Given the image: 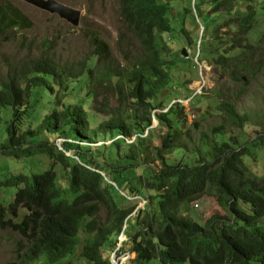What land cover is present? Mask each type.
<instances>
[{"label":"trees","instance_id":"trees-1","mask_svg":"<svg viewBox=\"0 0 264 264\" xmlns=\"http://www.w3.org/2000/svg\"><path fill=\"white\" fill-rule=\"evenodd\" d=\"M205 1H177L176 8L175 0H119L120 15L140 43L135 50L123 42L114 51L94 35L89 50L70 66L46 55L23 60L0 78V229L24 239L13 264H65L73 256L113 264L115 255L127 252L134 255L127 264H264V176L255 173L262 153L252 151H264V132L255 142L244 140L241 132L251 120L227 102L220 111L238 135L228 136L226 125L198 138L186 130L184 106L173 98L187 84L179 74L188 59L176 38H167L182 33L187 45L199 47L198 58L206 53L233 72L253 71L233 52L263 47L264 33L257 44L244 45L240 35L253 34L264 2L258 10L249 0L242 12L244 0H211L208 14ZM186 12L194 23L198 19L194 32L181 18ZM223 15L237 33L217 55L205 41L207 32L199 31ZM31 26L18 6L0 0V36ZM101 93L98 113L107 111L108 119L91 126L89 106ZM147 131L149 140L143 138ZM57 139H64L61 148ZM36 156L49 163L34 161L27 168ZM204 196L225 214L198 221L194 203ZM125 225L128 241L120 253Z\"/></svg>","mask_w":264,"mask_h":264},{"label":"rangeland","instance_id":"rangeland-1","mask_svg":"<svg viewBox=\"0 0 264 264\" xmlns=\"http://www.w3.org/2000/svg\"><path fill=\"white\" fill-rule=\"evenodd\" d=\"M9 1L18 6L28 16L32 26L25 30H13L5 37L0 36V78L7 75L21 61L43 57V55H47V57L62 65L70 66L85 51L89 50L90 36L94 35L110 42L114 51H116V46L120 50L123 42L131 43L133 50L140 46L135 36L130 35V30L120 15L119 0H57L81 10L79 18L81 20L75 25L60 18L57 14H51L24 0ZM175 1L173 5L176 8L177 1L184 6H189L188 0ZM210 2L211 0L204 2L208 14L213 12ZM263 2L264 0H255L258 10L261 9L259 4ZM248 4L249 0H244L239 9L245 12ZM222 12H225V9ZM221 17L222 19H219L208 30L200 29L199 31L200 35L207 32L205 41L213 44L210 49L217 55L221 46L226 44V39L237 33L235 27H228V16L223 15ZM181 18L184 19L188 31L194 32L195 24H199L198 19H195L194 23L191 15H188L187 12ZM255 23L256 27L252 35H240L244 45L252 41L257 44V41L262 37L264 33V16H260ZM256 31L263 32L257 35ZM217 32L218 35L216 34ZM170 36L172 39L168 40L169 43L170 41L174 42V35L171 34ZM185 37L182 33L181 36H175L179 51L186 50L188 53V56H186L188 62L184 64L186 70L181 71L179 74V81L187 84L185 88H178L176 97L173 98L174 103L179 102L184 106L181 114L188 120L184 125L185 129H190L191 133L198 138L199 133L209 132L214 127L226 125L228 127V132H226L228 136L238 135L239 131L229 127L226 122L228 118L224 112L220 111V105L223 102H227L234 105L241 116L247 115L250 118V124L241 133L244 134V140L248 139L251 140V143L255 142L256 134L264 132V44L261 45L263 47L260 49H244L243 52L235 50L233 52L234 58L241 57L244 63L251 62L254 70L245 69L241 72H233L231 67H224L211 57L206 58V53H203L204 60H202V56L197 59L198 53H200L199 47L191 46L193 43L190 46L187 45L188 38ZM167 38H169V35ZM202 47L204 49V45ZM123 59V56L119 54L118 60L123 61ZM234 75L240 77L241 80H233ZM201 96H204V98L199 101ZM103 98L101 93L98 95L97 101L89 106L91 126L108 119L105 114L107 111L98 113ZM194 98L196 100L193 101ZM94 106H97V108H94ZM157 125L158 121L155 120L154 127H157ZM160 135V132L154 135L156 143L160 142ZM147 136L148 134L144 135L143 138ZM147 138L149 140L150 137ZM135 140L136 138L131 140V142ZM63 141V139H57L55 142L61 148V142ZM114 141L116 140L112 142ZM112 142H101L96 144V146H105ZM258 147H252L253 152L259 151L262 153L259 156V168L255 169V173L258 175L257 177H263L264 151L258 150ZM34 161L49 163L45 157L36 156L27 160L26 167L30 168L37 163ZM144 204L145 201H141L138 207H142ZM215 214L224 215L225 213L213 197L204 196L194 203L193 215L201 223H204ZM100 217L101 220L105 218L104 209L101 211ZM23 242L24 239L18 232L0 229V264H13L16 248ZM133 258L134 255L130 253L125 256L123 254L122 256L114 257L113 264H127ZM32 264L44 263L37 260ZM65 264H88V261L84 258H74L73 256L69 257L68 262Z\"/></svg>","mask_w":264,"mask_h":264},{"label":"water","instance_id":"water-1","mask_svg":"<svg viewBox=\"0 0 264 264\" xmlns=\"http://www.w3.org/2000/svg\"><path fill=\"white\" fill-rule=\"evenodd\" d=\"M40 9L48 11L52 14H57L60 18L66 19L72 24H78L81 15V10L71 7L57 0H24ZM184 56H188L186 50L183 51Z\"/></svg>","mask_w":264,"mask_h":264},{"label":"bare ground","instance_id":"bare-ground-1","mask_svg":"<svg viewBox=\"0 0 264 264\" xmlns=\"http://www.w3.org/2000/svg\"><path fill=\"white\" fill-rule=\"evenodd\" d=\"M192 3H193V0H192ZM71 7H73V6H71ZM75 8V7H74ZM210 17V16H209ZM199 18V17H198ZM66 20V19H65ZM81 20V19H80ZM80 20H79V22H80ZM67 21V20H66ZM81 28V27H80ZM117 33V32H116ZM175 37V36H174ZM104 40V39H103ZM184 51V50H183ZM114 55L116 56V53H114ZM36 58H39V57H36ZM43 59H46V55H43ZM164 97V96H163ZM159 98H161V97H159ZM155 99H156V97H155ZM195 99V98H194ZM182 100V99H181ZM149 101H151L150 99H149ZM162 102V101H161ZM159 102H157V104H158ZM185 105H188V104H185ZM180 108V107H179ZM194 110V109H193ZM194 113V112H193ZM184 116V115H183ZM181 118V117H180ZM187 120V119H186ZM193 120V119H192ZM188 121V120H187ZM189 121H191V120H189ZM37 122V121H36ZM192 122V121H191ZM189 123V122H188ZM204 123V122H203ZM158 126V125H157ZM152 128H156V127H154V125H153V127ZM149 133V131H147V134ZM201 136V135H200ZM68 138V137H67ZM73 140V139H72ZM75 140V139H74ZM191 140V139H190ZM59 141V140H58ZM76 141V140H75ZM192 142V141H191ZM89 144V143H88ZM197 144V143H196ZM75 149V148H74ZM77 149V148H76ZM68 155H70L71 157H74V158H76L77 157V155H74V153H71L70 154V152H68L67 153ZM78 159H79V157H77ZM104 175V174H103ZM107 181L110 183V184H113L114 185V183L113 182H111V181H109L108 179H107ZM201 207V206H200ZM21 212V211H20ZM127 229V225H125L124 227H123V231H122V233H121V235H120V237H119V242H118V245H117V249H116V251H118L119 250V252L121 253L122 252V250H123V244L125 243V242H127L128 241V239H127V237L124 235V232H125V230ZM128 254H129V252H127ZM127 253H123L124 254V256L127 254ZM135 253V252H134ZM123 254H121L120 256H122ZM114 257H116V255L114 256ZM113 257V258H114ZM133 260V259H132ZM112 263H113V260H112Z\"/></svg>","mask_w":264,"mask_h":264},{"label":"clouds","instance_id":"clouds-1","mask_svg":"<svg viewBox=\"0 0 264 264\" xmlns=\"http://www.w3.org/2000/svg\"><path fill=\"white\" fill-rule=\"evenodd\" d=\"M65 4V3H64ZM66 5H68V4H66ZM69 6H71V5H69ZM43 10V9H42ZM48 12V11H47ZM50 13V12H49ZM52 14V13H51ZM168 40H170L169 38H168ZM197 59H198V57H197ZM64 140V139H63Z\"/></svg>","mask_w":264,"mask_h":264}]
</instances>
